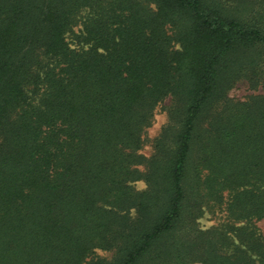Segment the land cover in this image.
<instances>
[{"label": "trees", "instance_id": "1", "mask_svg": "<svg viewBox=\"0 0 264 264\" xmlns=\"http://www.w3.org/2000/svg\"><path fill=\"white\" fill-rule=\"evenodd\" d=\"M241 81L264 83V0H0V264H264Z\"/></svg>", "mask_w": 264, "mask_h": 264}, {"label": "rangeland", "instance_id": "2", "mask_svg": "<svg viewBox=\"0 0 264 264\" xmlns=\"http://www.w3.org/2000/svg\"><path fill=\"white\" fill-rule=\"evenodd\" d=\"M252 95H262L264 96V83H262L256 89H251L248 84L244 81L238 82L228 93V97L232 100L243 101L249 96ZM171 106L170 99H165L161 102L153 113V118L151 121V125L145 130L143 134V144L141 149L139 150L140 155L144 158H149L153 151V143L156 138L160 136L163 129L168 125V114L167 109ZM138 169L141 171L144 170V166H138ZM146 187L143 181H138L134 183V189L136 191H142ZM132 214H134L132 212ZM225 214L222 210H216L214 213H208L205 211L204 215L198 220V227L200 229H208L213 226H218L220 224L225 223ZM255 227L258 229L261 236L264 238V221H255L253 223ZM112 253L105 251H96L94 258L110 260L112 257Z\"/></svg>", "mask_w": 264, "mask_h": 264}]
</instances>
